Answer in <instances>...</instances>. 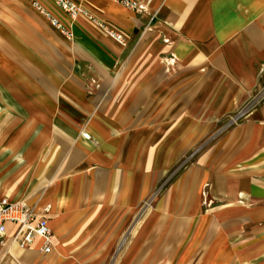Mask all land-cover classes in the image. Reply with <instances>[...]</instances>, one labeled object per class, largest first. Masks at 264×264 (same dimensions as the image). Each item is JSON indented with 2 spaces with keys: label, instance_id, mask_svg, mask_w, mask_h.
<instances>
[{
  "label": "crops",
  "instance_id": "crops-1",
  "mask_svg": "<svg viewBox=\"0 0 264 264\" xmlns=\"http://www.w3.org/2000/svg\"><path fill=\"white\" fill-rule=\"evenodd\" d=\"M34 1L0 0V198L54 249L0 264H264V0H76L123 41Z\"/></svg>",
  "mask_w": 264,
  "mask_h": 264
},
{
  "label": "built area",
  "instance_id": "built-area-1",
  "mask_svg": "<svg viewBox=\"0 0 264 264\" xmlns=\"http://www.w3.org/2000/svg\"><path fill=\"white\" fill-rule=\"evenodd\" d=\"M62 11L73 19L85 17L95 23L106 33L114 36L117 40L123 41L122 33L111 28L105 21L94 15L84 4L76 0H50ZM137 12L146 10L147 5L139 0H116ZM34 5L44 14L49 11L37 0ZM54 25L60 27L64 32L71 34L68 29L56 18L52 17ZM174 63L175 59H171ZM51 211L50 205L38 209L36 205H30L25 199L9 200L0 198V247L8 243L9 239L17 242L20 247L31 246L37 237L43 239L42 251L45 254L54 249L53 232L49 226L48 214ZM16 225L14 233L8 235V224Z\"/></svg>",
  "mask_w": 264,
  "mask_h": 264
}]
</instances>
